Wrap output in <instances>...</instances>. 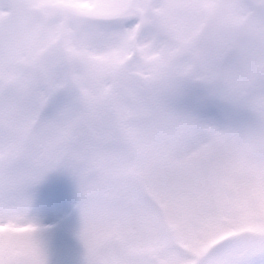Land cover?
Here are the masks:
<instances>
[{
    "label": "snow or ice",
    "instance_id": "1",
    "mask_svg": "<svg viewBox=\"0 0 264 264\" xmlns=\"http://www.w3.org/2000/svg\"><path fill=\"white\" fill-rule=\"evenodd\" d=\"M0 264H264V0H0Z\"/></svg>",
    "mask_w": 264,
    "mask_h": 264
}]
</instances>
